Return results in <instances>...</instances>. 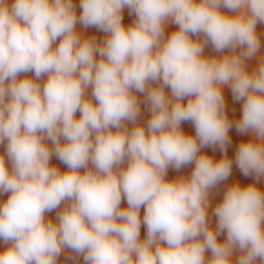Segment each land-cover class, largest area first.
Listing matches in <instances>:
<instances>
[{"label":"clouds","instance_id":"clouds-1","mask_svg":"<svg viewBox=\"0 0 264 264\" xmlns=\"http://www.w3.org/2000/svg\"><path fill=\"white\" fill-rule=\"evenodd\" d=\"M125 7L135 15L127 27ZM80 8L78 17L73 0H0V144L11 162L9 170L0 155V194L10 193L0 203V264H57L66 249L84 264H264V191L227 187L214 230L207 212L210 189L233 163L224 86L243 101L236 131L251 137L236 166L264 179V57L252 71L245 64L260 48L264 0H80ZM169 22L178 28L165 38ZM77 23L105 38L86 37ZM209 43L218 56L203 54ZM136 93L151 113L146 127ZM186 121L195 136L181 129ZM217 146L219 160L200 152ZM53 155L67 171L50 164ZM193 162L190 176L166 179L170 166Z\"/></svg>","mask_w":264,"mask_h":264},{"label":"rangeland","instance_id":"rangeland-1","mask_svg":"<svg viewBox=\"0 0 264 264\" xmlns=\"http://www.w3.org/2000/svg\"><path fill=\"white\" fill-rule=\"evenodd\" d=\"M8 3H9V5H11V3H13V0H8ZM73 4L75 6L77 16L79 17V15L82 11V9L80 8V0H73ZM122 17H123L122 23L124 24L125 27L130 26L135 20L134 13H132L127 7H125L123 9ZM177 28H178L177 25L169 22L165 27V38H167L173 31H176ZM76 29L78 32L83 33L86 37L95 36L98 41L103 40L105 38V33H103L101 30H99L95 27L84 28L82 25L77 23ZM256 32L260 38V48H259L255 57L245 61V64H246L248 71H252L253 69H255L259 64V58L264 57V23H261V22L257 23ZM193 39H196V37H193ZM58 43H59V40H57L55 42L54 46L58 45ZM228 51L229 50L226 49L225 54H228ZM239 51H240V49L238 48L237 52H239ZM203 54L205 56H209V57L219 55L218 53H216L213 50L210 43L208 45H206V47L204 48ZM28 75L30 77L34 78V73H28ZM22 76H23V74L21 75L20 78H22ZM44 80H46V76L41 77V82H43ZM91 91H92L91 88H89L87 90L86 94L89 97L91 96ZM165 91H166V93L170 94L169 88H166ZM222 92H223V95L225 97L226 114H227L229 120L233 121V127H231L229 129V137H230L231 143L227 146V155H228L229 159H231L233 161V163H232L231 174L228 177V179L217 184L214 188L210 189V191H209L210 206L207 210V212H208V223H209V226L213 230L217 226V218L213 214L214 209H215V206L222 201L224 192L227 189V187L231 186L234 183H239L241 186H248L250 184L255 183L256 186L261 191H264V179H261L260 181H256L254 174L245 177L241 173L240 169L236 166L235 155H236V150H237L239 144L241 142H247L251 137L247 134L238 133L234 127V122L236 120L240 119V117L242 116L243 101H239V102L235 101L233 99L231 89L228 86H224L222 89ZM136 95H137L138 100L140 101V115L137 118V122L140 124H143L146 127L147 122L150 119L151 113L149 111L148 105H146L144 103L145 96L143 94H140V93H136ZM186 102H187V99H185L184 103H186ZM79 115H80L79 112H77V114H76L77 118H79ZM127 126L129 127V129H131V127H132V125L130 123ZM181 129L183 130V132L186 135L195 136V127H194V124L192 122H190V121L182 122ZM62 142H63V140H62ZM47 143L49 144V146H51L50 141H48ZM200 152L202 154H206V155L210 156L214 160H219L223 156V153L220 151L218 146L215 148L204 147V148L200 149ZM0 155H4L5 162L8 165L9 170H11V162L8 160L7 155H6V141L3 144H0ZM126 163H127V161L125 160V166H126ZM50 164L52 166L57 167L61 172H65L68 170L67 166L64 165L63 163H61L55 155H53L51 157ZM194 167H195L194 162L189 164V165L183 166L178 171L170 166L167 170L166 179L173 180V179H175L177 177H181V176L188 177L191 175V172L194 170ZM81 171L83 172V169ZM8 195H10V193L0 194V203L5 202L8 198ZM126 207H127L126 200H124L122 198L121 208H126ZM62 208H63V204L60 206L59 209L54 210V211L49 212V213H46V219H52L53 221H55L56 217H57V213L60 210H62ZM143 214H144V208L142 207L140 210L141 219L143 218ZM146 235H147L146 226L143 225V223H142L141 229H140L141 240L145 239ZM217 239L219 242H223L226 239V232L221 233L217 237ZM6 247H7V245H5V243L2 240H0V251H3ZM239 255H240L239 250L234 249L233 256H232L233 262H235V260L238 259ZM68 256H72L73 260L68 261L67 260ZM210 258H211V252L206 250L205 260L207 261ZM57 264H84L83 256L82 255L77 256L75 253L66 249L57 258Z\"/></svg>","mask_w":264,"mask_h":264}]
</instances>
